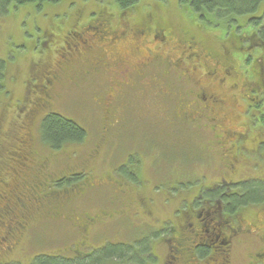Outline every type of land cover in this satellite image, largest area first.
I'll use <instances>...</instances> for the list:
<instances>
[{"label": "flooded vegetation", "instance_id": "obj_1", "mask_svg": "<svg viewBox=\"0 0 264 264\" xmlns=\"http://www.w3.org/2000/svg\"><path fill=\"white\" fill-rule=\"evenodd\" d=\"M141 11L138 9L137 12H130L125 17L117 16L108 23L102 22L95 12L96 16L88 17L84 22L77 19L62 36L64 43L71 42L72 53L57 63V69L51 71L44 68L38 75L40 79L33 78L36 83L31 84V87L26 86V94L30 95L32 91V99H27L22 107H17L20 114L18 119L23 118L24 125L26 123L28 126L21 134L9 139L11 142L7 158L9 168H24L26 173L22 176L44 170L43 178L36 182L39 193L45 198L49 189L54 196L46 203V207L42 204L41 219L70 221L80 238L86 239L89 233L97 232V227L101 226L103 221L120 216L117 211L107 213L104 210L91 215L79 207L82 203L90 201L89 193L97 188L108 186L109 191L113 190V197L107 193L108 196L105 198L107 204L112 206L136 204L137 211L134 215L138 213V206L139 208L142 206L144 216H148L146 219H154L152 216L154 213L146 211V203L143 200L137 196L134 203L128 196L127 192L135 187L126 185L125 179L114 178L113 181L105 182L94 177L92 172L86 169L92 168L90 163L105 146L113 151L121 146L120 137L123 133L118 134L115 131L121 129L117 127L119 114L124 111L121 100L127 94L130 95L129 92H138V116L143 111L140 99L144 96L148 99L149 110L157 109L158 106L162 108L168 124L192 125L204 136L206 131L211 132L213 138L208 140V146L215 149L214 155L220 156L219 168H233V171L238 166L264 168L262 160L261 165L259 163L253 165L245 160L244 156L262 148L261 157L264 158V113L260 107L264 95V59L254 56L255 54L264 56V37L263 27L257 28L251 24L254 19H262L264 7L254 15L240 18L248 25L249 36L246 41L236 35L237 30H242L243 26H236V30L231 33V25L228 32L225 29L228 21L215 23L208 18L202 23L192 21V28L199 33L211 34L219 31L220 38L232 35L231 40L235 41L237 50L245 52L232 57L226 48L221 54H216L215 51L204 47L199 38L190 34L191 31L188 32L189 35L182 36L176 46L166 49L165 44L173 36V31L161 20L156 21V12ZM143 21L149 24L142 27ZM141 36L150 39L144 46V51L138 46V38ZM126 37L135 45L131 52L123 53L118 45H122ZM87 55L90 56L89 59L85 58ZM74 57L78 58L76 67ZM251 60L254 62V69L244 70V66ZM99 66L103 67L108 81L104 104L109 112L113 110L106 120L104 134L94 139L88 136L82 143L69 141L70 143L59 149L45 144L35 127L40 125L44 115L53 110L58 103L57 94L54 92L56 86L65 78L74 80V77L69 75L71 69L78 68L77 73H74L78 76L77 79L87 80ZM227 99H230L232 104L231 110L226 106ZM242 107L246 123L242 124L245 125L244 132H239L234 130L232 122L236 113L240 112L238 109ZM250 111L259 114L263 119L261 126L254 132H251L247 121ZM139 125L141 121L138 117ZM122 129L125 130L126 126ZM138 142L142 144L139 135ZM246 142L249 146H245ZM141 144L138 143V146ZM144 146L145 150L138 149V152H141V157H138L143 160L138 159L131 164V160L128 162L126 159L111 165L110 168H142L145 159L152 157L148 155L151 152L148 146ZM201 150L200 147V155H204L206 152ZM151 165L153 166V162ZM134 175L137 183H144L138 179L137 173ZM65 182L74 184L65 188L63 186ZM226 184L234 183L220 181L218 184L213 183L209 190L213 186L222 187ZM51 187H57V191H52ZM59 187L61 189H58ZM189 191L191 189L185 190L184 194L175 198L179 205L188 204L187 210L176 220L177 206L175 210L169 208L172 202L167 201L168 194L163 195L167 206L165 204L161 206L164 211L169 212L166 215L170 218L163 220L161 224V220L156 218L157 229L153 232L160 235L159 244L164 254L159 256L151 253L150 259L148 258L150 263L264 264V211L256 214L255 223L250 224L237 213L228 218L220 204L217 208L209 207L202 189H199L191 199H187L185 195ZM118 219L122 220V217ZM10 225L11 228L15 225L14 230L20 226L23 228L27 226L26 222L20 221L16 223L12 221ZM135 241L138 243V240ZM244 248L248 249L244 258H241L243 254H240L242 251L239 249ZM143 259L145 258H142V263ZM145 260L147 263V259Z\"/></svg>", "mask_w": 264, "mask_h": 264}, {"label": "rangeland", "instance_id": "obj_2", "mask_svg": "<svg viewBox=\"0 0 264 264\" xmlns=\"http://www.w3.org/2000/svg\"><path fill=\"white\" fill-rule=\"evenodd\" d=\"M109 1L111 0H62L54 5H24L16 9L9 8L6 14L0 15V61L4 64L5 73L4 90L0 94V168L1 176L5 177L1 180H6V175L8 177L6 187L0 186V192L6 189L11 191L13 196L21 198L22 201L14 199L13 196L8 197L12 206L15 204L12 211L18 215L26 214L28 222L32 223L24 228L18 227L14 234V246L9 250V243H7L9 251L0 252V264H30L32 259L39 255L71 257L73 256L71 250L75 251L80 247L81 250L85 248L83 251H97L107 245L116 247L135 240H138V243L134 244L132 251L136 258L128 264H139L137 262L138 249L142 250L143 247H147L149 249L148 256L151 253H156L159 256L164 254L159 244L160 235L153 232L154 229H157L156 218L161 220L160 224L163 220L170 218L169 215H166L169 212L164 211L161 206L162 204L167 206V202L164 203L163 195L168 194L167 201L172 202L169 208L175 210L177 206L175 198L184 193L181 192L179 196H175V194L183 191L184 188L191 189L192 192L189 191L185 195L187 199H191L199 189L210 188L209 185L220 181L237 184L247 180H264V168H241L238 166V168H234V171L233 168H219L220 156L214 155L215 149L208 146V140L213 138L211 132L206 131L204 136L192 125L168 124L162 108L158 106L157 109L149 110L148 99L144 96L140 99L143 111L138 116V92H129L131 94H127L121 100L124 111L118 117V125L121 128L126 126V129L115 131L118 134H124L120 137L122 139L121 146L114 151L105 146L104 150H101L90 163L92 168L86 169L91 171L94 177L102 181L105 180V182L113 181L114 178L125 179L126 185L135 187L127 192L128 196L133 202L136 201L137 196L143 200L146 203V211L154 213L151 214L154 219L151 221L146 219L148 216H144L142 206L140 208L138 206V213L134 215L137 211L136 204L132 206L107 204L105 202L107 193L114 196L113 190L109 191L108 186L91 191L89 193L90 201L86 204L82 203L79 207L91 215L99 210H104L107 213L117 211L122 220L118 219L119 216L116 219L113 217L103 221L100 228L97 227L98 231L89 233L86 239L78 237L77 230L70 221L37 219L39 216H37L38 210L35 206L39 207V204L36 202L35 206L32 205L31 201L33 202V200L29 199L31 194H24L29 191V186L32 187L41 180V177L36 180L35 173L22 176L19 169L9 168L7 160L11 147L9 139L21 134L28 126L26 123L24 125L23 118L18 119L20 114L16 104L22 107L26 104L27 99H32V91H30V95H27L26 86L31 87V84L36 83L34 79L37 77L40 79L38 75L44 68L51 71L57 69V63L72 53L71 42L64 43L62 36L74 24L75 17L81 15L80 20L83 22L91 12L96 13L101 9H106V12L113 13L115 7L112 8ZM260 7H264V1ZM138 9L142 10L141 12H156V21L160 22L161 20L171 28L174 34L166 42V49L176 46L178 40L182 39V36L189 35L188 32L191 31L190 34L199 38L204 47L215 51L216 54H221L224 48L229 50L230 57L245 53L237 50L235 41L231 40L232 35L220 38L219 31L211 34L197 32L192 28V21L197 20L192 18L193 15L187 12L184 6L178 5V0H164V2L163 0H139ZM156 14L154 13V15ZM196 24L193 23V25ZM230 25L232 26L231 33L236 30V26H243L242 30H237L236 35L245 41L248 39L249 29L244 19L238 18L237 21L228 23L225 28L227 32ZM149 41L150 39H147L146 36L138 38V46L142 51ZM121 44L118 45V48L123 53H125L124 51L131 52L135 45L128 37ZM243 47L245 46L243 45ZM254 56L264 59V56L258 54ZM85 58L89 59L90 56L87 55ZM74 60V67H76L78 58L74 57ZM253 63V60L249 61L244 66V70L252 71ZM77 70L78 68L69 71V75H72L74 80L65 78L56 86L54 92L57 94L58 103L54 108L82 125L88 131L90 138L101 137L104 134L102 126L104 125L103 119L106 117L104 97L107 95L108 84L104 69L99 66L87 78V81L77 79L78 76L74 74L77 73ZM231 105L230 99H227L226 106L229 110H231ZM239 105L242 106L240 103ZM260 107L264 113V95ZM238 111L240 112L236 113L232 122L233 128L236 131L244 132L245 125L242 124L246 123L244 121L246 116L243 107ZM138 117L141 121L139 126ZM123 121L124 123H122ZM247 121L251 132H254L261 126L263 119L259 114L250 111ZM35 130L39 131V125H36ZM138 135L141 137L142 144L138 142ZM159 140L162 145L159 144ZM116 143L119 144V142ZM138 143L141 146H138ZM144 145L148 146L151 151L148 155H152V157L145 159L142 168H110L111 165L126 159L128 162L131 160V164L142 159L139 158L141 152H138V149L145 150ZM245 146H249V143L246 142ZM200 147L202 152H206L204 155H200ZM261 151H263L262 148L260 151L245 154V160L253 165L260 164L262 160L261 164L264 165ZM151 162H153V166ZM136 173L138 179L144 183H137L134 180ZM15 177H17V182L14 181ZM21 203L23 206L19 207ZM261 211H264V207L262 209L260 206H253L242 210L240 215L246 222L254 224L256 220L254 216ZM12 228L15 229V225ZM247 249H239L242 251L240 254H243L241 258H244ZM237 254L239 255L238 252ZM142 258L147 259V263L143 259L144 263L141 260L140 264H152L147 256H142Z\"/></svg>", "mask_w": 264, "mask_h": 264}, {"label": "trees", "instance_id": "obj_3", "mask_svg": "<svg viewBox=\"0 0 264 264\" xmlns=\"http://www.w3.org/2000/svg\"><path fill=\"white\" fill-rule=\"evenodd\" d=\"M62 0H0V15L6 14L9 10V8L16 9L19 6L24 5H37L42 6L44 4L48 5H54L58 4ZM264 0H178V5L184 6L191 15H193V18H195L199 23L204 22L205 18L210 19L211 21H220L215 23H221V22H235L236 19L244 17V16H251L256 14L258 11H260V5L262 4ZM164 2V0H163ZM138 4L139 0H111L109 1V5L112 6V8L115 9V12H106V9H101L100 11L96 12L99 17L101 18L102 22L108 23L112 22L117 18V16H127L130 12H137L138 10ZM120 12V13H119ZM97 15V16H98ZM81 15H77L75 19L80 20ZM96 16L94 12H91L88 17ZM79 17V18H78ZM85 20V21H86ZM81 21V20H80ZM84 22V21H83ZM149 22L143 21L141 23V26L144 27L148 25ZM252 25H255V27H263L262 29V36L264 37V15L262 19L256 20L251 22ZM136 30H138V20L136 22ZM264 39V38H263ZM250 44V43H249ZM248 44V45H249ZM247 46V44H245ZM4 81H5V73H4V64L0 61V94L4 90ZM87 81V80H85ZM105 103V101H104ZM16 104V108H17ZM105 107V104H104ZM106 108V107H105ZM55 109V108H54ZM51 110L46 115H44L43 120L41 121L39 125V131L42 135V141L45 144L50 145L54 149H59L61 146H63L66 143H82L86 140V138L89 136L88 131L82 126L79 125L74 119L67 117L60 113L58 110ZM113 111V110H112ZM112 111L109 112L108 109H105L106 117L103 119L104 125L103 130L105 131L106 123L108 118L111 116ZM115 112V111H114ZM113 112V113H114ZM121 114H119L120 116ZM130 126V125H129ZM108 127V126H107ZM117 127L121 128L120 125ZM122 129V128H121ZM107 132V128H106ZM70 141V142H69ZM159 144L162 145L161 141L159 140ZM182 166V165H181ZM180 167V165H179ZM21 171V174L24 175L26 172L24 168H16ZM36 170V169H35ZM39 172H32L35 173V179L41 177L43 178L42 172L44 170H38ZM1 168H0V186L7 185V175L6 180H1V178H5L4 176H1ZM31 173V174H32ZM17 177H15L14 181L17 182ZM66 182L65 188H68L70 185H73L74 183ZM215 184V183H214ZM218 184V183H217ZM212 186L209 185V187ZM38 185L35 183L32 187L29 186V191H26L24 195L27 193L31 194L29 195V199H32L31 201L32 205L35 206V203L37 202L39 204L38 206H35L37 208V216H39L37 219L40 220V214H42V204L45 205L49 201L53 199L54 195L50 190L48 189L46 192V197H42L39 193L40 190H38ZM52 191H57V187H51ZM16 189V188H15ZM58 189H61L60 187ZM202 190L204 192L203 196L208 199V206L212 207H218L219 204L221 205L222 209L224 210L225 214H227L228 218L231 217V215L234 214H240V212L244 209L253 207V206H260L264 207V180H247L243 182H239L237 184H226L222 187H212ZM176 190V189H175ZM187 190V188H184L183 191H180V189H177V191H180L179 193L175 194V196H179L181 192H184ZM207 190V191H206ZM50 192V193H49ZM45 195V194H44ZM12 192L9 190H3V192H0V236L4 235L3 237H0V252L9 251L14 246V234L15 231L14 228H11L10 222L14 221L16 222H26L27 226L29 224H32L28 222V216L25 215H18L14 214L12 209L13 205L9 202L8 197H12ZM14 199H20L21 198L13 196ZM25 197V196H24ZM215 202V203H214ZM217 202V203H216ZM183 204V203H182ZM23 204L21 203L19 207H22ZM186 205H179L177 204L178 211H176V218L179 215H182L184 211L187 210ZM36 220V219H35ZM34 220V221H35ZM225 220H227L225 218ZM149 221H151L149 219ZM179 240H182L178 238ZM7 243H9L7 249ZM136 241H132L129 244H121L116 247L107 245L105 248H101L99 250L95 251H83V250L76 249L75 251L71 252L73 253V256L64 257L62 255L54 256V257H48V256H36L32 259L30 264H128V262H133L136 258V255L133 253L132 250H134V244ZM5 245V246H4ZM87 249V248H86ZM149 249L147 247H143L142 250L138 249V263H141L142 256H148ZM192 256V253L190 254ZM141 258V259H140Z\"/></svg>", "mask_w": 264, "mask_h": 264}]
</instances>
